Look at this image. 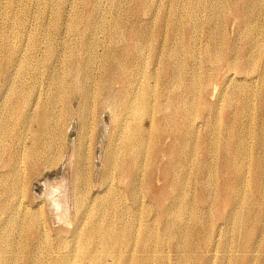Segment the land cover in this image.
Listing matches in <instances>:
<instances>
[{
    "label": "rangeland",
    "instance_id": "rangeland-1",
    "mask_svg": "<svg viewBox=\"0 0 264 264\" xmlns=\"http://www.w3.org/2000/svg\"><path fill=\"white\" fill-rule=\"evenodd\" d=\"M198 2L203 3L201 7L196 6ZM219 2L223 4L225 0H219ZM117 8H120V10H116ZM239 9L242 11L248 10L244 14L245 18L243 15V18L241 17ZM202 12L204 16H202ZM115 21L118 25L115 24ZM176 22L182 28L191 24L194 26L192 29L194 33L191 34L188 31L186 33L179 29L174 31L173 26ZM133 28L146 29L150 37L149 35L145 38L133 36L131 34ZM33 35H37L35 41L32 40ZM48 40H50L51 45H49ZM33 41L34 43L37 41L38 46L35 44L33 46ZM0 43V123L4 125V129L0 130V140L4 147L6 146V140H9L8 135L15 136L25 132H36V119L41 114L42 108L38 99L53 87V79L58 77L62 82V85L60 84L61 88H71L77 92L71 97L68 106L70 117L65 127L66 135H64L62 142L60 140L56 142V152L59 157L54 162V156H45L43 163L47 164L39 168L37 174L33 175L31 182H29L30 176L27 175L26 171L25 177L20 182L16 198H10V207H13V209L10 213L7 211L0 214V228L2 227L0 232H2L1 236L5 233L4 237H8L11 243L8 246L10 255L15 252L16 254L21 253L19 254L20 260L17 261L18 263L16 262L17 264H30L25 258L28 255H33L37 260L35 261L37 263L34 262V264H53V260L67 254L71 255V264H76L73 257L80 247L79 238L83 235L81 233L79 235L75 234V236L72 233L75 225L73 223L77 219L74 169L78 160L76 156L78 154V135L82 114L85 112L84 110H90L89 120L90 123L94 122L90 125H94L93 133L97 132L96 137H98L97 145L94 144L96 149L93 145V138L92 143L86 145V152H89L87 155L94 156L95 159L92 160L93 172L96 171L95 178L92 181L93 184L97 180L99 172L102 171L103 161H106L108 136H110L114 127H112L113 120L110 109H102L100 104L98 105V101L102 100L99 88H111V101H113L111 104L115 105L116 102L114 103V101H118L116 107H119L121 103L125 105L139 99L144 93L141 88H144L146 84L156 88L152 89L155 93L152 96L153 102H166L170 98L175 102L177 95L189 92L187 85L195 75L198 76L195 87H197L200 93L199 96H201L200 105L197 108L198 114L205 111L204 106L207 105L210 107L209 109H216L220 113V118L225 116L221 124L223 129L225 126L228 129V126L235 125V122L237 124L251 123L257 132L264 127L262 103L259 94V87H262L264 83V68L258 66L264 61V0H230V10L219 12L210 8L209 0H0ZM253 45H256V48ZM50 47L56 50H53L52 53ZM216 47L220 49L222 57L224 54L228 53V55L222 59H216L214 55L212 56ZM234 51H237L240 58L245 53H251V56H255L252 57L256 63L255 67L251 69L252 71H246L245 69L229 70L227 59ZM47 52L52 53V56L51 54L48 55ZM50 56L51 59L48 60ZM92 56L94 57L92 58ZM242 59L244 58L238 60L242 61ZM25 61L29 62L27 64L29 66L26 65L27 62L25 63ZM23 65L25 66L23 67ZM33 65L38 68L34 69L35 66ZM18 66L22 67V70ZM205 82L207 87L204 85ZM60 86L58 85V87ZM239 86L242 87L241 91H238L240 90ZM11 87L32 88L33 93H36L29 100L30 106H33L32 110L27 113L29 124L22 130H20L21 117L18 115L15 106L13 104L1 105L9 89L8 96L14 97ZM81 88H91L94 93L93 100L85 106H82L83 100L81 102L82 98L79 93ZM127 88H138L139 90L127 93L125 92ZM235 91L239 94H233ZM242 91L249 94L246 107H250L252 111L250 115H242L237 119V113L243 103V94H245L244 92L241 93ZM228 93H230V97L233 95L230 109L227 106ZM192 96L191 94L190 97L192 98ZM84 107L85 109H83ZM123 110L124 106L120 107L119 114H122ZM62 114L64 116L68 115L65 111H62ZM226 116H228V119ZM156 117L158 118V115ZM202 117L204 119H199L200 125L196 126L200 132L198 133L199 153L204 151L207 144V140L204 139L203 141L205 134L209 132L212 124L217 119L209 115ZM150 121L154 128L153 119ZM229 132L230 130H228V133L222 132V136L225 135L227 139L230 136ZM251 135L247 136V141L251 145L257 146L258 139ZM173 139H168V142L172 145L174 143ZM92 148L95 150L93 149V151ZM62 149H64L63 154L61 153ZM238 150L242 152V147L239 146ZM199 153L196 155V160L202 157V154ZM254 153H256V150H254ZM6 156L7 154H2L1 161ZM59 158H61V161ZM194 163H196L195 160ZM242 169H244L242 174L249 170L247 166ZM158 177L159 175L155 173L151 179L155 192H159L161 188ZM93 184L91 187L93 186L97 190L98 181ZM141 184L137 190L141 206L136 208L133 216L134 224L137 226L142 222L152 224L158 216L156 210L151 207L148 208L146 193L148 182L146 178L142 180ZM192 195H197V191H193ZM117 196L121 197V193ZM127 198L124 197L122 203L125 207L133 205L132 200ZM185 200L188 203V212L184 215L185 228L193 227L196 230L194 233L195 238L198 230L205 232V228H208L209 237L207 242L203 243L200 250L193 248L192 254L195 261L184 262L185 254L181 251L182 248L180 250L176 249V239L171 236V232H175L180 226L177 223L175 226H170V230L165 232L160 230L161 243L151 246V243L146 244L145 240L143 241L149 247V251L151 248L155 252L152 264H205V257H208L209 264H248L247 258L250 259L249 264H264V201H262L261 206L256 207H250L247 204L239 205L236 209L231 210L229 215L226 208L224 206L219 207L218 204L223 200L232 201L230 194L224 189L220 191L219 201L216 200L214 195L211 196L209 202L201 203L194 197H188ZM118 202L119 199H117ZM24 204L27 206H24ZM22 208H27L26 210L32 211L31 213H37V222H40L41 225L44 222L42 227L46 234L43 233L44 237L42 238L44 239H41V246L36 243L34 237L28 232V228L24 224L26 222L21 220L23 219ZM256 209H260V220L250 213L251 210ZM11 213L12 216H15L12 220L16 222V227H7L5 222V220L8 221L11 218ZM137 214L140 219H137ZM127 217L128 215L124 217L125 221L126 219L127 222L132 221L131 217ZM87 219L89 222H93L98 218L90 216ZM113 220L117 221L118 219L114 217ZM17 223L19 224L17 225ZM156 227L160 228L159 223ZM203 227L204 229H202ZM22 230H24V233ZM135 235L138 239L142 238L141 231L135 233ZM98 236L97 234L96 237ZM46 240H48V243H46ZM21 242L25 246L19 248ZM134 247L145 249L140 241L138 243L134 242ZM41 254L44 257L40 256Z\"/></svg>",
    "mask_w": 264,
    "mask_h": 264
},
{
    "label": "bare ground",
    "instance_id": "bare-ground-1",
    "mask_svg": "<svg viewBox=\"0 0 264 264\" xmlns=\"http://www.w3.org/2000/svg\"><path fill=\"white\" fill-rule=\"evenodd\" d=\"M202 4L203 3L198 2L196 3V6L201 7ZM209 6L211 9H213L216 12H219L221 10L222 11L228 9L230 10V0H225L223 4H220L219 0H209ZM49 8H51V6ZM260 9L262 10V8ZM116 10H120V8H117ZM55 11L58 12L57 9H55ZM241 11L242 10L239 9V12L241 13V17L243 18L244 14L248 10H243L242 12ZM204 13L202 14V16H204ZM57 17L59 16L57 15ZM115 24H117L116 21ZM193 27L194 26H192L191 24H188L187 26H184V28H182L176 22L173 26V30L177 31L179 29L181 31H185L186 33L188 31L189 33L191 32V34H193L194 33V31L192 30ZM131 34L135 37H143V38L149 35L147 30L143 28H133L131 30ZM33 36H32V40L35 41L37 35L34 36V39ZM50 40H48V43ZM34 41H33V46L34 44L38 46L37 41H36L37 44L34 43ZM49 45L51 44L49 43ZM149 45L151 46V44ZM256 45L253 46L256 48ZM11 48H13V46H11ZM53 48L50 47L52 53L53 50H56ZM214 50L215 53H212V56L214 55L216 59L218 58L222 59L228 55L227 53L226 55L224 54V56L222 57L219 48L216 47L214 48ZM52 53H50L51 56ZM47 54L50 55L48 52ZM51 56L50 58H48V60L51 59ZM93 57L94 56H92V58ZM237 57H238L237 51H234L231 56L229 55L227 59L229 63V70L245 69L246 71H249L255 67L256 63L255 60L252 58L255 56L254 55L251 56V53L250 54L245 53L244 56L241 57L244 58L242 59V61H239L238 59L241 58L240 57L237 58ZM26 62L27 61H25V63ZM27 64H29V62H27L26 65ZM24 66L25 65H23V67ZM258 66L264 68V61H262ZM36 67L37 66H35L34 69H36ZM21 68L22 67H19V69ZM141 69L143 68L141 67ZM24 71L26 72V70ZM32 74H33V70H32ZM197 77L193 75L192 79L187 85L189 92L187 91V94L177 95L175 98V102L171 98L168 99L166 102H160V101L153 102L152 96L155 93H153L152 89L155 88V86L150 87V85L146 84L144 88H141L144 91V93L139 99L128 102L125 105L124 103H121L119 107H116L118 105L117 104L118 101H114V103L116 102L115 105L111 104L113 102L111 101L112 99L111 88H99L102 100L98 101V105L100 104V107H102V109H110L111 118L113 120V122L111 121L113 123L112 127L113 126L114 127L112 133L110 134V136H108L109 139L106 148V153H107L106 161H103L104 163L101 165L102 166L101 173L99 172L98 174L97 172L98 178L96 177L97 180L95 181V183L98 181V185H99L97 187V190L94 189L95 187L94 188L93 186L91 187V185L93 184L92 181L95 178L94 174H96V171L95 173L93 172L94 165L92 164V160L95 159L94 156L92 157L90 155H87V153L89 154V152H86V148H87L86 145L87 143L88 144L90 142L92 143L93 140H94L93 145L94 144L97 145L96 142L98 140V137H96L97 132L93 133V129L95 128L94 125H90L92 123V122L90 123L89 120L90 110L89 109L84 110L85 112L82 114V119L79 127V135H78L79 137V143L77 149L78 154L76 156L78 157L77 158L78 160L76 162L74 169V187L76 191L75 210L77 214L76 215L77 219L73 223L75 225L73 226L72 233L74 235L75 234L79 235L83 233L82 237L79 238L80 247L76 251L75 256L73 257V260L76 264H152L154 258L153 256L155 252H153L151 248L149 251V247L145 245L143 241L145 240L146 244L151 243V246L157 243L158 244L161 243L162 237H160V233H159L160 230L163 232L170 230V226H175L177 223H179L180 226H178V229L175 232H171V236L174 239H176V245H175L176 249L180 250L182 248L181 251H183L185 254L183 258L184 262L185 261L193 262L195 261L192 254L193 248L200 250L203 246V243L207 242L208 240L207 238L209 237V232H208V228H205V232L204 231L201 232L200 230H198L195 238L194 233L196 230L193 227L185 228L184 215L188 212V207H187L188 203L185 202L187 201L185 200L186 198L194 197V199H196L198 202L203 203V202H209L211 196L214 195L216 200L219 201L220 191L224 189L227 193L230 194V198L232 199V201L223 200L218 202V204L219 207L224 206L227 212H229V215H230V211L236 209L239 205L247 204L250 207H256V206H261V204L263 203L262 201H264V127L260 128L259 132H257L253 128V125L251 123L237 124V122H235V125L232 126L230 125V127L228 126V129L225 126L223 129L221 124L222 121H224L225 116L220 118L219 116L220 113L216 109H209L210 107H208L207 105L204 106L205 111H202L201 114H198L197 108L200 105L199 101L201 99V96H199L200 93L198 92L197 87H195L196 82L198 80ZM52 83H53V87H51L48 90L46 89L47 92H45V94H42V96L38 99V101L42 105V108H41V114L36 119V124H35L36 132L34 133L25 132L22 134H17L15 136L8 135L9 140H6L5 147L2 145V142L0 140V162H2L0 164V214L7 211L8 213H10V211L13 209V207H10V203H9L11 202L10 198L11 199L13 197L16 198L20 182L25 177L24 174L26 173V171H27V175L30 176L29 182H31L33 175L37 174L39 168L47 164V163H43V158L45 156H54L55 157L54 162L59 157V155H57L56 152V142L57 140H60L62 142L64 135H66L65 127L70 117L68 112V108H69L68 106L71 97L75 95L77 92L71 88H61L60 84L62 85V82L58 77L56 79H53ZM58 85L60 87H58ZM204 85L207 87L206 82ZM11 88L14 97L8 96L10 92L9 89L7 96L3 98L1 105L6 106L8 104H13L15 106L18 115L21 117L22 123H20V130H22L29 124L27 113L31 111L33 108V106H30L29 100L36 93H33L34 91L32 90V88L31 89H26L24 87H20V88L11 87ZM259 88H260L259 94L262 103V116L264 118V83L262 87L260 86ZM241 89L242 87H240V90L238 91H241ZM126 90L127 91L125 92L127 93L128 92L133 93L134 91L137 92L136 90L139 89L127 88ZM243 92L244 91H242L241 93ZM79 93L82 98L81 102L83 100L82 106H85L87 103H90L93 100L94 93L92 92L91 88H81L79 90ZM191 94L193 95L192 98L190 97ZM233 94H239V92L235 91ZM232 96L233 95H231L230 97V93H228L227 106L229 109H230V103L233 101ZM248 97L249 94L247 93L243 94V103L237 113L236 116L237 119L242 117V115L251 114L252 110H250V107H246V104L248 103ZM123 106H124L123 113L119 114L118 110L120 109V107ZM83 109H85V107ZM62 111L67 112L68 115L64 116L62 114ZM156 115H158V118L156 117ZM207 115L217 119L214 121L215 123L212 124V128L209 130V132L205 134L204 136L205 138H203V141L204 139L207 140V144L204 151L199 153L200 150L198 147L199 145L198 133L200 132L198 131L196 126L200 125L198 120L203 118L202 116L205 117ZM226 118L228 119V116H226ZM152 119L155 123L154 128L150 121ZM92 124H94V122ZM90 127L92 128V130ZM3 129H4V125L0 123V130ZM228 130H230L229 132L230 136H228L226 139L225 135L222 136V132L228 133ZM249 134H252L258 139L257 146L251 145L247 141L248 139L247 136ZM168 139L174 140L173 145L172 143L168 142ZM239 146L242 147V152L238 150ZM94 148L96 149L95 145ZM94 148H92V150ZM20 149L23 150L19 151ZM63 150L64 149L61 150L62 154H63L62 152ZM254 150H256V153H254ZM198 153L202 154V157L196 160V155ZM2 154H7L6 158L3 161H1ZM60 159L61 158H59V160ZM194 160L196 163H194ZM246 166L249 168V170H246V173L242 174L244 170L242 168ZM26 168H28V170H26ZM155 173L159 175L158 179L161 182V188L159 192H155L154 184H152V180H151L153 174ZM144 178H146L148 182V187L146 190L148 197V208L151 207L154 210H156L158 216H156L152 224L148 222L146 223L142 222L140 225L137 226L134 224L133 216L136 211V208L137 207L139 208L141 206L140 205L141 202H139V197H138L139 192L137 190L139 186L142 185L141 182ZM193 191H197V195H192ZM119 193H121V197H119L120 195L117 196ZM124 197L130 198L134 206L133 205H130L129 207L123 206L124 204L122 203L124 202L123 201ZM117 199H119L118 203H117ZM135 203L138 205H136ZM24 206L27 205L24 204ZM26 209L22 208L23 211H21V213L23 219L21 220H24L26 222L24 224L28 228V232H30V235L34 237L36 243H39V245L41 246V242H42L41 239H44L42 238L44 237L43 236L44 229L42 227L44 222L42 223V225L40 222L38 223L36 216L37 213L35 214L31 213L32 211L30 212L27 211ZM251 211L250 213H252L256 219L260 220V209L251 210ZM126 215H128V217H131L132 221L129 220L127 222V219L125 221L124 217ZM90 216H96L98 219L96 221L89 222L87 218ZM13 217L15 218V216H12L11 213V218L8 221L5 220V222L7 223V227L15 226L16 222L12 220ZM114 217H117L118 220L114 221L113 220ZM137 219H140L139 215ZM156 222L159 223L160 228L156 227L157 225ZM18 224L19 223H17V225ZM202 229H204V227ZM24 230H22L23 233ZM136 231H138L139 233L140 231L142 232V238L138 239L136 237L135 233H138ZM16 232L19 233L18 231ZM4 234L3 236H1L2 232H0V264H17L18 263L17 261L20 260L19 254L21 253L19 254L17 253L18 254L17 255L15 252L13 253V255H10L8 250V246L10 242L8 237L7 238L4 237ZM97 234L99 235L98 237H96ZM134 235L136 238L134 237ZM46 241H47L46 243H48V240ZM139 241L143 244V247H145V249L142 250V248L137 249L134 247V242L138 243ZM20 246L24 247L25 244L24 243L22 244L21 242L19 243V248H21ZM40 256H42V254ZM25 258L28 260V262H30V264H34V262L37 261L33 255L30 256L28 255ZM205 258L206 260H204V263L209 264V261L207 260L208 257ZM246 261L249 264L250 259L247 258ZM53 264H71V255L67 254L65 256H60L59 259L53 260Z\"/></svg>",
    "mask_w": 264,
    "mask_h": 264
}]
</instances>
